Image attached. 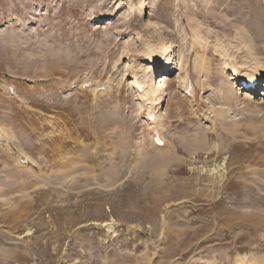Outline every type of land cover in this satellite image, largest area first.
<instances>
[{
  "label": "rangeland",
  "instance_id": "1",
  "mask_svg": "<svg viewBox=\"0 0 264 264\" xmlns=\"http://www.w3.org/2000/svg\"><path fill=\"white\" fill-rule=\"evenodd\" d=\"M261 83L264 0H0V264H264Z\"/></svg>",
  "mask_w": 264,
  "mask_h": 264
},
{
  "label": "bare ground",
  "instance_id": "2",
  "mask_svg": "<svg viewBox=\"0 0 264 264\" xmlns=\"http://www.w3.org/2000/svg\"><path fill=\"white\" fill-rule=\"evenodd\" d=\"M100 18V17H99ZM174 45V41H172V42H169V44L166 46V49L169 47L170 49H171V47ZM223 46V45H222ZM168 48V49H169ZM218 51H219V54H222L223 56L225 55V53H223V51H225V50H223V48H219V49H217ZM167 51H169V50H166L165 52H162V51H160V52H157V51H155V50H150L149 49V51H147L146 52V54L148 55V57H149V61H151L152 63L151 64H155L156 62H157V60H158V58L159 57H161V55L163 56V55H165L166 54V52ZM169 64H171L169 67H173V62H171V61H169ZM169 67H168V69L167 70H169ZM170 69H172V68H170ZM223 70L224 71H226V72H228L229 73V78H231V79H233V81L235 82V83H233L232 85L234 86V87H237L236 89L238 90V93L239 94H241L242 92H241V90L239 91V89H243V88H240L241 86H240V83L239 84H237V81H239V79H241V80H244L245 82H248V81H252V80H258V79H260L261 77H260V75L262 74V73H260V71L254 66V67H250L249 69H241L240 67H238V66H236L235 64H232V65H230L229 63H226V61L224 60V66H223ZM154 71L152 70L151 71V75H152V77L154 76V73H153ZM227 73V74H228ZM263 75V74H262ZM158 78H159V80H158V84L157 85H152V84H149V81L148 80H145V81H141V80H139V79H137V78H134V79H132V84H133V88H135V91L137 92V96H138V98H139V102L140 103H143L144 101H147V100H149L150 99V102H151V104L152 105H155L154 107H157V105L160 103L159 101L158 102H155V103H153V101H154V99L155 98H153V96L151 97V95H155V90H161V88H162V86H161V84H159L160 82H162V81H164L165 79H167V76H166V74H160V75H158ZM263 78V77H262ZM259 81V80H258ZM257 83V82H256ZM255 83V84H256ZM262 84H264V83H261V86H263ZM137 86H141V91H138L137 90ZM246 89H248V92L249 91H257V88H256V86H254V87H247ZM259 90H261L260 89V85H259V88H258ZM261 93V92H260ZM256 94V93H255ZM258 94H259V92H258ZM246 95V94H245ZM247 95H248V93H247ZM159 96H161V94L159 93ZM250 97V96H249ZM159 99V98H158ZM151 106V105H150ZM150 114H152L153 115V122H152V124H154V125H156L157 124V120H156V118H155V114H154V112H153V107H150L149 108V110H148V112H147V114H146V118L148 119V120H150L149 119V115ZM157 132V131H156ZM158 133V135L160 136L161 135V133H160V131H158L157 132ZM10 150V149H9ZM21 157H18V160L20 159ZM20 161V160H19ZM18 161V162H19Z\"/></svg>",
  "mask_w": 264,
  "mask_h": 264
}]
</instances>
